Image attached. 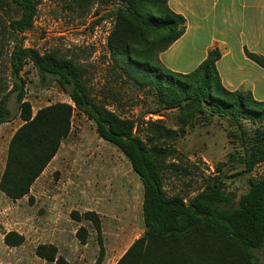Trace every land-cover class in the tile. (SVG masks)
Returning <instances> with one entry per match:
<instances>
[{"label":"rangeland","instance_id":"obj_1","mask_svg":"<svg viewBox=\"0 0 264 264\" xmlns=\"http://www.w3.org/2000/svg\"><path fill=\"white\" fill-rule=\"evenodd\" d=\"M25 1L0 0V102L8 110L6 122L0 124V177L9 141L23 124L19 99L29 103L32 114L56 103L70 105L72 113L69 134L29 195L11 200L0 191V264H54L36 256L35 248L44 244L53 245L57 256L68 264H95L100 249V264H115L143 234L142 185L127 159L99 137L95 124L75 106L70 95L80 84L95 106L131 120L134 134L142 140L150 138L155 144L170 142L157 127L178 130L181 111L161 105L152 91L136 86L112 67L106 39L117 0H28L33 13L30 26L14 30V22L26 11ZM15 48L70 60L79 68L78 82L57 70L46 71L45 65L39 69L29 60H23L15 75L11 67ZM233 59L224 64H241L237 56ZM248 64L245 72L252 63ZM254 97L263 99L264 89L257 92L255 87ZM204 114H195L191 119L195 127L187 126L184 136L172 142L178 155L186 160L188 173L178 179L173 165L164 174V188L168 195L191 197L216 175L237 201L248 193L250 178L264 180V163L250 171L244 164L252 149L264 145V123L242 120L238 128L225 117ZM167 163L175 164L176 160ZM216 167L219 172L214 170ZM120 193L128 200L119 203ZM72 211L99 214L100 241L89 222L70 218ZM79 227L87 231L85 245L75 237ZM8 232L21 235L23 243L6 246L3 238ZM221 244L220 264H245L240 245L228 238ZM248 251L254 263L264 264V247Z\"/></svg>","mask_w":264,"mask_h":264},{"label":"trees","instance_id":"obj_2","mask_svg":"<svg viewBox=\"0 0 264 264\" xmlns=\"http://www.w3.org/2000/svg\"><path fill=\"white\" fill-rule=\"evenodd\" d=\"M87 0H81L84 3ZM113 11V26L106 39V50L112 67L136 86L149 89L157 101L181 111L179 129L157 127L170 140L155 144L152 139H140L133 132V122L99 109L79 84L71 100L91 120L97 134L117 148L130 164L143 188V234L136 239L115 264H220L222 240L228 238L240 245L245 264H256L248 250L264 247V180L250 178L246 195L235 198L225 190L215 175L208 178L194 196L168 195L164 174L175 165L178 179L186 176V160L178 155L172 142L194 128L195 114L225 117L241 128V121L264 123V100H256L250 91L226 89L216 69L220 52L214 49L190 73L181 74L166 69L159 61L160 53L178 40L185 29V20L168 7V0H117ZM24 15L14 22V30L30 26L33 16L28 0ZM251 62L264 70V58L245 51ZM29 60L39 69L57 70L74 82L79 80V68L70 60L56 59L51 54L38 55L34 50L15 48L11 52V67L15 75ZM52 73V72H51ZM8 110L0 102V124L6 122ZM72 108L56 103L31 113L28 102L19 99V117L23 124L13 133L0 177V191L11 200L27 197L34 182L41 176L70 132ZM204 114V115H205ZM242 134L244 132L242 131ZM176 163H167L169 159ZM264 163V145L252 149L245 159L247 171ZM184 165V166H183ZM219 172L218 168L214 169ZM182 173V175H180ZM180 177V178H179ZM75 222L87 221L100 241L99 214L86 211L70 213ZM75 237L81 245L87 242V231L79 227ZM24 239L15 232L4 235L8 247H17ZM37 257L49 263L68 264L57 256L51 244L38 245ZM100 249L95 264H100Z\"/></svg>","mask_w":264,"mask_h":264},{"label":"crops","instance_id":"obj_3","mask_svg":"<svg viewBox=\"0 0 264 264\" xmlns=\"http://www.w3.org/2000/svg\"><path fill=\"white\" fill-rule=\"evenodd\" d=\"M168 7L184 18L185 29L182 36L159 55L166 69L189 73L210 51L217 49L220 58L216 69L226 89L250 91L253 96L255 87L257 92H262L264 73L255 70L253 65L256 64L246 58L245 51L264 58V0H168ZM234 56L241 64H224L233 62ZM250 62L253 65L245 72L244 66ZM125 200L128 198L120 193L117 201ZM140 231L143 233L144 228Z\"/></svg>","mask_w":264,"mask_h":264}]
</instances>
